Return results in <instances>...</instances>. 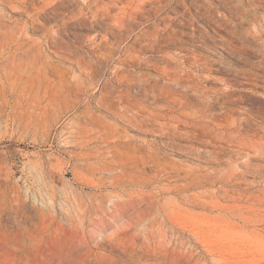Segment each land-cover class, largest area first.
Returning <instances> with one entry per match:
<instances>
[{
    "label": "rangeland",
    "instance_id": "obj_1",
    "mask_svg": "<svg viewBox=\"0 0 264 264\" xmlns=\"http://www.w3.org/2000/svg\"><path fill=\"white\" fill-rule=\"evenodd\" d=\"M47 1L0 0V264H264V162L224 137L264 130V0Z\"/></svg>",
    "mask_w": 264,
    "mask_h": 264
},
{
    "label": "bare ground",
    "instance_id": "obj_2",
    "mask_svg": "<svg viewBox=\"0 0 264 264\" xmlns=\"http://www.w3.org/2000/svg\"><path fill=\"white\" fill-rule=\"evenodd\" d=\"M50 1L52 0L43 2L42 6L35 8V12L45 10L46 3H49ZM85 1H86L85 5L81 6L80 8V13H82L84 10L94 11L95 16H98L101 13L103 18H108L114 21L115 24H123L126 21V19L128 17L131 18L133 14L144 12L145 5L154 0H106V2L104 0H93L91 2L88 0ZM158 2L160 3V1ZM118 4L120 6H118ZM18 8H22V6H18ZM116 8L118 11L112 14L111 12ZM187 12L191 18H194L196 14L208 16L204 12L200 13L198 9H195V12H192L191 10H187ZM156 25L159 27L158 23ZM160 30H167V28L164 29L158 28L157 33H155L156 37H159ZM202 117L206 118L207 116L202 115ZM235 127H236L235 120L231 121L230 123H227L226 124L227 132H224V137L229 142L236 143L240 147L241 151L238 153V155L241 156V158H245L247 160L259 158L262 162H264V141H262L264 137V130L262 131V134L260 133V135L252 136L249 138H240L237 130L232 131L235 129ZM219 137L223 138V136L221 135ZM3 168L9 170L10 166L7 162L6 157L0 155V171ZM253 170L256 174L264 173V163L255 165ZM261 180L264 181V177H262ZM225 195L228 196V193L226 192ZM230 198L234 199L233 196H230ZM6 200H7V195L5 194L4 189L1 188L0 186V204H4ZM257 202L264 203V194L263 196L257 197ZM5 233H6L5 223L3 219H0V238Z\"/></svg>",
    "mask_w": 264,
    "mask_h": 264
}]
</instances>
